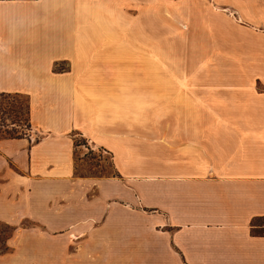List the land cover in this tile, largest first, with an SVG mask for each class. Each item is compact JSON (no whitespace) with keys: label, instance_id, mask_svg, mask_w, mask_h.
I'll return each instance as SVG.
<instances>
[{"label":"crops","instance_id":"0c3cea01","mask_svg":"<svg viewBox=\"0 0 264 264\" xmlns=\"http://www.w3.org/2000/svg\"><path fill=\"white\" fill-rule=\"evenodd\" d=\"M0 93L31 123L0 136V221L78 236L71 264L103 237L153 264H264V0H0ZM77 135L115 174L74 177ZM22 248L0 264H44Z\"/></svg>","mask_w":264,"mask_h":264},{"label":"rangeland","instance_id":"374dc122","mask_svg":"<svg viewBox=\"0 0 264 264\" xmlns=\"http://www.w3.org/2000/svg\"><path fill=\"white\" fill-rule=\"evenodd\" d=\"M173 34L178 35L179 31ZM164 35L171 34L167 29H161V36ZM30 130L28 97L23 94L0 95V133L8 131L23 136L27 135ZM76 143L79 147H77L75 153L74 177H90L93 179L115 174L113 159L109 153L102 149L92 150L88 146L86 139L79 135H77ZM73 187V189L72 187L69 189L71 190L70 193L75 197L82 195H88L89 197L96 194V185L93 184H74ZM64 206L66 207L68 204L64 202ZM82 218V214L64 216V218L63 214H61L59 225H69ZM255 223L260 226L254 230L264 233V219L257 220ZM19 224L22 227H27V229L31 228L25 231L23 237L18 234L19 232H16ZM51 228L53 227L45 226L43 223L39 224L34 220H23L17 225L0 221V253L13 250V247H17L19 240H22V251L24 253L20 254L18 258L16 257L15 261L29 262L30 259H34L39 263L43 262L45 264L47 260H50L51 252L52 255H55V259L59 260L61 247H50L51 245L46 244L47 242L44 244L41 242V239L47 241L50 238L54 244H63V247H66L64 264H71L72 255L81 250L78 245L80 242V240H77L78 236H74L71 233L64 234L63 231L51 234ZM107 240H109L108 237H103L105 242L101 243L100 247H85L80 257L82 264H153L151 259L146 258L150 256L151 247H106ZM49 243L51 242L49 241Z\"/></svg>","mask_w":264,"mask_h":264},{"label":"trees","instance_id":"16d2710c","mask_svg":"<svg viewBox=\"0 0 264 264\" xmlns=\"http://www.w3.org/2000/svg\"><path fill=\"white\" fill-rule=\"evenodd\" d=\"M1 96H12V95H21L20 93H0ZM24 95V94H23ZM27 96V95H26ZM28 97V96H27ZM28 109H29V113H30V104H29V97H28ZM29 121H30V116H29ZM0 136H6V137H10V138H14V137H19L20 135L17 133H12V132H5V133H0ZM14 228V227H13ZM15 229V228H14Z\"/></svg>","mask_w":264,"mask_h":264}]
</instances>
